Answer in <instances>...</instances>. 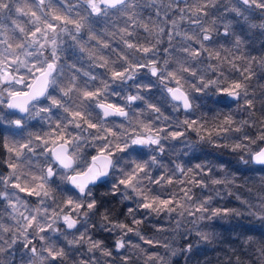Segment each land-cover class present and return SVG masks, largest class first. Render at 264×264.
<instances>
[{
	"label": "snow or ice",
	"instance_id": "snow-or-ice-1",
	"mask_svg": "<svg viewBox=\"0 0 264 264\" xmlns=\"http://www.w3.org/2000/svg\"><path fill=\"white\" fill-rule=\"evenodd\" d=\"M229 2L231 6L225 5L228 11L224 13L221 10L223 0H0V150H6L7 160L3 163L10 169L7 177L0 175V205L7 212L8 220L13 222L5 223L4 213L0 212V233H10L14 226L18 236L39 235L36 243L26 239L21 245L34 254L39 249L32 264H136L141 258L143 264H157L160 258L151 249L166 247V243L156 233L169 229L153 225L156 233L151 237L145 235L141 230L145 219L136 218L138 210L156 217L163 213L177 224L180 223L177 216L203 219L236 213L237 209L220 201L244 187L240 181L248 179L247 174L239 177L224 175L204 163L178 164L179 175L170 174L167 169L159 175H145L147 167L138 164L119 179L116 187L131 189L138 204L127 209L128 216L132 217L131 224L114 220L107 213L102 215L105 230L117 233L112 247L87 235L86 230L80 231V218L75 215V210L83 211L85 207L92 210L96 207L95 201L85 205L69 197L63 201L61 209L49 213L47 209L43 212L39 208L30 210V201L22 200L19 195L25 193L39 199L49 194L43 175L31 176L35 183L24 177L19 164L25 153L34 154L39 147L64 169L74 167L76 157L69 146L79 148L77 141L81 137L70 135V129L88 130L93 133L92 139L100 143L90 163L67 180L83 193L106 175L111 166V149L125 151V146L117 142L124 133L116 127L101 126L99 118L102 115L114 123L115 117H127L129 112L124 104L112 99L116 93H110L109 80L104 77L111 81L131 82L137 73L145 70L165 83L170 98L182 104L184 109L191 107L185 91L187 78L198 77L203 87L218 84L219 95L238 102L235 112L214 113L210 119L185 120L184 125L202 137L231 136L232 144L217 146L230 148L233 152H247L258 165L264 166V83L257 79L258 75L264 74V53L258 56L239 51L233 53L230 47L220 45L217 40L222 37L239 48L241 40L235 37L231 23L223 17L234 18L243 15L247 9L264 17V0ZM145 10L148 11L147 18ZM101 22L102 29L99 27ZM260 27L264 28V24ZM141 30L145 34L142 38ZM65 37L72 40L91 68L103 69V73L94 74L75 64L66 66L62 56ZM165 38L167 46L161 48ZM113 41L117 48L112 47ZM105 50L109 54H105ZM159 52L165 53L161 57L163 66L153 55ZM201 57L211 61L206 63V69L210 68L214 73L219 70L220 75L225 76L224 66L227 65L232 73H236L235 77L206 80V71H193ZM57 73L61 78H56ZM53 85L58 88L57 96L50 91ZM191 87L197 92L201 90L196 84ZM43 98L51 107L38 105ZM136 101L143 102V97L127 96L128 104ZM149 107L159 114L156 105ZM52 108L63 111L66 120L55 116ZM241 110L243 115L237 119L236 113ZM33 112L36 115L52 113L55 117L47 132L29 134L31 139L26 142L5 133L7 126H23L20 116L12 113L28 115ZM135 123L139 131L133 129V145H158L159 133L167 131L159 129L154 135L150 124L139 120ZM168 134L173 138L184 135L179 130ZM33 139L37 147H33ZM47 172L52 175L51 168ZM22 179L24 183L20 182ZM256 181L264 189V174ZM157 188L163 192H157ZM247 190L252 192L253 189ZM235 199L264 218V191L256 196V203L241 200L239 195ZM42 219L45 222H41ZM56 221L62 222L59 228L72 232L71 238L67 233L62 236V245L47 239L49 232L58 231ZM133 236L148 247L133 242ZM69 249H75L76 253L83 249L90 256L81 255L77 259Z\"/></svg>",
	"mask_w": 264,
	"mask_h": 264
},
{
	"label": "clouds",
	"instance_id": "clouds-1",
	"mask_svg": "<svg viewBox=\"0 0 264 264\" xmlns=\"http://www.w3.org/2000/svg\"><path fill=\"white\" fill-rule=\"evenodd\" d=\"M234 2L240 4L241 0H234ZM225 5L231 6L229 0H223L221 4V10L227 13L228 9ZM223 19L231 23L234 35L241 40V44L237 48L230 42H226L222 37H217V40L220 45L230 47L233 53L239 51L242 54L246 52L249 45L255 46L257 41L264 43V28L260 27L261 24H264V17H260L254 10L247 9L243 15H237L234 18L225 15ZM99 27L103 28L102 22ZM68 40L72 42L70 38ZM213 43L215 44L216 41ZM63 47L62 56L66 57L63 59V63L66 66L75 64L78 67L82 66L86 71H94V68L90 67V63H86L88 60L83 58L81 53L74 47L73 42L66 41ZM153 55L163 66L161 57L165 53L159 52L153 53ZM206 63H211V61H207L206 57H201L200 62L195 64L193 71L199 70L201 73L206 71V80L207 78L224 80L225 76L232 77V72L227 65L224 66V69H227V74L221 76L219 70L214 73L212 69H206ZM67 71L70 74L71 69L68 68ZM56 78H61L60 73L56 74ZM104 78L109 80L110 93H116L114 97L125 105L129 115L127 117H115L114 123L112 119H106L101 115L98 122L101 126L116 127L117 131L124 133L121 140L117 142L125 146V151L121 152L112 148L113 155L111 156V166L108 173L81 193L72 186L67 177L77 170H83L90 163L93 150L96 151V147L100 143L92 139L93 133L83 128L75 131L69 130L70 135L79 134L81 137L77 141L79 148L74 145L69 146L76 157V164L72 169L61 167L52 159L50 154L41 151L33 139L32 144L33 147H37V151L34 154L25 153L21 158L22 162H20L19 167L30 183H35L31 180V176L43 175L49 194L46 197L41 196L35 203L29 202L30 210L39 208L43 212L47 209L51 213L53 210L61 209L63 201L69 197L85 205L89 201H95L96 207L92 210L86 207L83 211L75 210V215L80 218L78 221L80 231L84 232L86 230L89 236H92L93 229L97 232L106 231L104 222L101 219L102 215L105 213L111 216L115 214L106 206V200H110L112 196L118 193L117 200L119 204L123 205L131 202L135 207L138 204L135 193H132L131 189L121 186L116 187L119 179L124 177L126 173L133 171L138 164L147 167L145 175H152L154 172H160L161 170L163 172L165 169L170 174L179 175L176 171V165L178 164L187 166L204 163L224 175L231 174L239 177L241 174H247L248 179L244 180L243 184H248L249 179H252L251 188L254 196L264 191L261 185L253 179L264 174V166L258 165L247 152H233L230 148L217 146L218 144H232L234 139L231 136L227 138L202 137L194 131L189 132L183 123L185 120H192L193 117L196 120H203L206 117L210 119L214 113H223L222 103L230 106L227 112H235L238 102L231 97L224 96L222 98L217 92L218 84L203 87L199 84L198 77L187 78L185 91L188 93L191 107L184 109L182 104H177L170 98L166 91L167 85L161 83L157 77H153L148 70L137 73L136 78L131 82L111 81L107 76ZM192 84H196L201 90L197 92L191 87ZM50 91L53 96L59 95L56 85H53ZM128 95L142 96L143 102L136 101L128 104ZM150 104L156 105L160 109L159 114L151 110ZM38 105H47V99L43 98L38 102ZM47 106L51 107V105ZM91 111L95 110L91 109ZM166 111L169 113L168 115H165ZM52 113L66 120L63 111L52 108ZM52 113H41L39 115L34 112L28 115L12 113L13 116H20L23 126H7L5 133L16 137L18 141L22 142L31 139L29 134L43 135L49 130V125L54 122L55 117ZM242 114V110L240 113H236V118ZM137 120L150 124L154 135L159 129L167 130L159 133L160 143L158 145H133L131 143L134 138L132 135L133 129L139 131V127L135 123ZM177 130L182 131L184 135L173 138L168 134L169 131ZM194 161L198 162L194 163ZM48 168L52 169V175H48ZM5 177H7V174H5ZM20 182L24 183V180L22 179ZM157 192H163V189L157 188ZM239 197L241 200L249 201V203H256L252 196ZM21 199L28 201L22 197ZM223 200L226 201L227 196ZM234 208L237 211L230 216L203 219L200 216L189 217L186 215L183 218L177 216L176 219L180 220V223L177 224L175 220H172V226L168 230L169 235L163 236V238L159 237L166 243V247H161L162 252L154 253L160 258L157 264H264V239L254 234L259 232L264 235V218L245 204L240 203V207ZM126 215L128 216V213ZM41 222L45 221L42 219ZM60 223L62 222H55L58 231L49 232L47 239L62 245V236L67 233L71 238L72 232L67 228H59ZM113 233H116V231L113 230ZM26 239L38 240L39 235L18 236L14 226L10 233H0V261H3V264H32L33 259L39 255V249L34 254L27 247H20V245L25 244ZM9 240L12 242L9 243ZM224 249L227 251H224ZM253 250L255 252L254 260L244 259L242 255L233 259V256L238 253H247L251 257L253 256ZM69 251L77 259L81 255L86 258L90 256V253L84 250L80 253H76L75 249H69ZM209 252H215V259L206 254ZM137 261H141L143 264L142 258Z\"/></svg>",
	"mask_w": 264,
	"mask_h": 264
},
{
	"label": "trees",
	"instance_id": "trees-1",
	"mask_svg": "<svg viewBox=\"0 0 264 264\" xmlns=\"http://www.w3.org/2000/svg\"><path fill=\"white\" fill-rule=\"evenodd\" d=\"M148 16V11L145 10V17L147 18ZM145 34L142 32H140V36L141 38L144 36ZM166 40H165V44H166ZM165 44L161 45V48L165 47ZM112 47L113 48H117L118 45L113 41L112 42ZM246 53H248L249 55H255V56H258L260 55L261 53H264V43H261L259 41H257L256 45L255 46H251L249 45L246 49ZM105 54H109L108 53V50H105ZM114 58V57H113ZM104 71V70H103ZM225 73L227 74V69L225 68L224 69ZM258 73H259V70H257ZM236 73H231V76L232 77H235ZM257 79L261 82V83H264V74H261V75H258ZM255 84L256 82L254 81L253 82V87H255ZM221 97L223 98L224 96L221 95ZM113 100H116V102L118 103H121V101L118 100V98H112ZM229 105H227L226 103H222L221 104V108L223 109L224 112H227L228 109H229ZM169 113L166 111L165 112V115H168ZM211 115V114H209ZM243 115V114H242ZM242 115H238V119L241 118ZM193 119H195V117H193ZM189 132H191V130H189ZM1 152L2 150H0V155H1ZM195 162H198V161H194ZM187 166H190V165H187ZM258 177H255L253 179H257ZM241 183H243V181H240ZM246 185V187L248 185H250V187L252 186V179H249V183L248 184H244V186ZM123 187V186H121ZM240 189V188H239ZM239 189H236L237 191H239ZM236 190L234 191V193L236 192ZM170 191V189H169ZM247 192V191H245ZM119 196V194L117 193L116 195L112 196L110 200H106L105 201V204L107 207H109L115 214L112 215V218L114 220H118V221H124V222H127L129 224H131V220H132V217H129L126 215L127 213V209L128 207H135L134 204H132L131 202H128V203H125L123 205L119 204L118 203V200H117V197ZM234 195L232 196H229V198H227V201L229 203H226L224 204V201H223V204L228 206V207H237L236 204L234 205L233 203H235V200H234ZM102 210V209H101ZM163 214V213H162ZM162 214L159 216V217H156L154 214L153 215H147V213H142L141 211L137 212L136 213V218H143L145 219V222L142 226V232L143 233H146V234H153L155 228L153 227V225H159L161 224L160 222V219H161V216ZM165 215V214H163ZM257 237L261 238V239H264V235H262L261 233L257 232V233H254ZM117 235V233H113V232H108V231H95L93 229V232H92V237L97 239V240H102L104 241V244L106 247H112L114 245V240H115V236ZM131 239L133 240V242H135V237H131ZM238 242V241H237ZM224 251H227L226 249H224ZM208 256L212 257L213 259H215V252H209V253H206ZM243 256L244 259H253L254 260V255H255V252L253 250V256H248L247 253H238L237 255L233 256V259H236V258H239V256ZM201 259H203V257H201ZM136 264H142L141 261H136Z\"/></svg>",
	"mask_w": 264,
	"mask_h": 264
},
{
	"label": "rangeland",
	"instance_id": "rangeland-1",
	"mask_svg": "<svg viewBox=\"0 0 264 264\" xmlns=\"http://www.w3.org/2000/svg\"><path fill=\"white\" fill-rule=\"evenodd\" d=\"M187 26V25H185ZM65 40L68 41L69 43H72L71 41L68 40L67 37H65ZM166 40V39H165ZM167 46V42L165 44V47ZM195 46V45H194ZM66 58V57H63V59ZM86 63H90L89 61H86ZM94 74H97V73H103V69H100V68H94V71H93ZM115 98V97H114ZM73 131H75L74 129H72ZM39 151V149H38ZM93 155L96 154V151L93 150ZM7 160V152L6 150H2L1 152V155H0V175H5L7 174L8 171H10V169H8L7 167V164L6 163H3V161H6ZM162 173V170L160 172H154L153 174L154 175H159ZM252 187V186H251ZM250 185H248L246 187V185L244 187H241L239 189V191L236 190V192L234 193V198L236 195H239L241 196L242 198H247L249 196H252L253 199H256V196H254V193L253 192H249L247 189L248 188H251ZM247 191V192H245ZM21 197L32 202V203H35L37 201L38 198L32 196H27L25 193H20ZM226 195V194H225ZM227 198H229V196H227ZM235 200V203H233L234 205L236 204L237 207H240V201L239 200ZM223 201L224 200H221L220 203L223 204ZM226 203H229L227 200L224 201V204ZM141 211L143 214L145 213L143 210H138L137 212ZM0 212H3L4 213V217H3V220L5 223H13L12 221L8 220V216H7V212H5L4 210V207L2 205H0ZM175 215V214H173ZM160 222L161 224L157 225V227H162L164 229H169L171 226H172V220L170 218H168L166 215H163L161 216V219H160ZM156 233V229L154 230L153 234ZM145 235L151 237L153 234L149 235V234H146L144 233ZM160 238H163V236H167L169 235V232L166 230V231H163V232H160V233H156ZM95 239V238H94ZM135 243H139L141 244L143 247H148L147 245H144L142 241H139L136 237H135ZM34 243H36V241L34 240ZM21 247V245H20ZM81 251H83V249H81ZM151 251L153 252H162V248L161 247H155V248H152ZM97 255H99L97 253ZM86 258V257H85Z\"/></svg>",
	"mask_w": 264,
	"mask_h": 264
},
{
	"label": "water",
	"instance_id": "water-1",
	"mask_svg": "<svg viewBox=\"0 0 264 264\" xmlns=\"http://www.w3.org/2000/svg\"><path fill=\"white\" fill-rule=\"evenodd\" d=\"M95 155V154H94Z\"/></svg>",
	"mask_w": 264,
	"mask_h": 264
}]
</instances>
